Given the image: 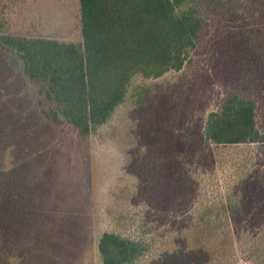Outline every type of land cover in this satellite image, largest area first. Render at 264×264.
Instances as JSON below:
<instances>
[{
	"label": "trees",
	"instance_id": "1",
	"mask_svg": "<svg viewBox=\"0 0 264 264\" xmlns=\"http://www.w3.org/2000/svg\"><path fill=\"white\" fill-rule=\"evenodd\" d=\"M78 3L79 42L0 32L32 105L0 79V264H264V0ZM149 97L166 147L135 138ZM46 127L93 145L76 212L45 192Z\"/></svg>",
	"mask_w": 264,
	"mask_h": 264
},
{
	"label": "rangeland",
	"instance_id": "2",
	"mask_svg": "<svg viewBox=\"0 0 264 264\" xmlns=\"http://www.w3.org/2000/svg\"><path fill=\"white\" fill-rule=\"evenodd\" d=\"M0 26V32L6 34L42 37L62 42L81 41L78 0H0ZM0 79L3 80L4 78L0 77ZM163 81L165 80L163 79ZM4 83L7 91H10V96H13L14 100L18 102V95L23 86L12 77L8 78V80L4 79ZM164 83H148L149 88L152 86L150 90L152 97L159 88L163 87ZM26 91L25 88L22 90L23 99L17 103V107L22 109L23 107L32 108L31 104L22 106L23 100L27 99ZM28 95L30 98L33 97L30 93ZM152 97L148 98L149 104L150 99L154 100ZM214 98L213 94L212 100ZM209 99L207 98V101ZM174 105L175 103L172 102L167 107L171 113H173L172 108ZM151 107L152 104L149 107L144 106L141 112L137 114L138 119L135 122L138 127L134 128L135 138L138 139L139 143L150 142L166 147L171 141L174 131L170 124V118L167 119L169 117L168 114L153 113ZM157 108L159 107L157 106ZM147 110L149 112H145ZM116 120L118 121L119 119L116 118ZM171 120L173 122V119ZM127 124L128 121H123L117 125H119V129L125 131ZM46 128L38 130L36 134L37 139L35 141L41 151L39 162L42 165L46 162L49 167L47 170L49 176L51 178L55 176L57 179L48 183L45 192L48 200L57 198L63 201L66 197H75L73 202L71 200L74 208L70 206L71 204H68L66 206L68 209L65 210L76 212L81 203L89 199L93 145L87 143V145L81 147L77 143L74 148L72 146L68 148L66 145L64 148L63 146L57 147L55 145L56 141L52 139L51 129ZM57 134L59 137H66V134L62 131H58ZM96 154L99 156V153ZM97 158L100 160L99 157ZM110 163L111 160H107L108 168L111 167ZM101 165H104V162L101 161ZM48 178L46 179L49 180ZM61 203H65V201Z\"/></svg>",
	"mask_w": 264,
	"mask_h": 264
}]
</instances>
